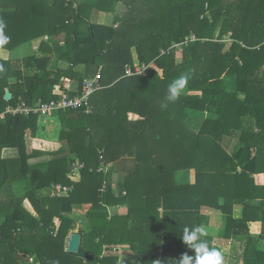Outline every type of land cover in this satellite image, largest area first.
Wrapping results in <instances>:
<instances>
[{
  "label": "trees",
  "instance_id": "16d2710c",
  "mask_svg": "<svg viewBox=\"0 0 264 264\" xmlns=\"http://www.w3.org/2000/svg\"><path fill=\"white\" fill-rule=\"evenodd\" d=\"M0 5V18L12 28L5 32L9 43L0 46V264H109L116 259L109 247L117 245L130 246L135 264H171L194 254L181 235L185 226L208 225L206 210L224 217L218 231L224 240L207 232L210 246L223 253L226 240L239 239L243 264H264V0ZM96 13L115 20L93 21ZM36 39L51 56L16 55ZM61 61L68 67L60 68ZM99 69L106 87L92 95V111L59 110L60 149L30 153L27 131L35 140L39 116L7 109L60 98L54 88L65 78L81 91ZM185 73L183 94L162 109L168 85ZM227 138L235 143L228 147ZM4 148L18 149L19 157L3 158ZM43 155L50 159L30 163ZM75 159L85 163L79 180L70 176ZM191 169L194 184L180 179ZM21 183L27 192L18 194ZM54 184L72 188L63 196L40 192ZM119 205L128 212L111 211ZM236 205L243 207L240 218ZM77 211L89 229L80 228L81 247L73 253L66 239ZM256 221L260 234L251 231Z\"/></svg>",
  "mask_w": 264,
  "mask_h": 264
},
{
  "label": "crops",
  "instance_id": "0c3cea01",
  "mask_svg": "<svg viewBox=\"0 0 264 264\" xmlns=\"http://www.w3.org/2000/svg\"><path fill=\"white\" fill-rule=\"evenodd\" d=\"M97 17L93 18V21H99L101 16L98 15V13L95 14ZM105 19H107L105 17ZM37 40L36 42V48L34 47V42ZM34 41L31 42H27L24 43L22 47L18 48V50H20V52H22V57L23 56H29L32 54H36L39 57H45V56H51L52 54L50 53H45V52H40L38 50V47H40V39H36ZM30 43H32L31 45H29ZM63 44V43H61ZM23 47H29L27 50H24ZM21 57V56H19ZM60 68H67L68 67V62L66 61H61L59 64ZM93 76V75H92ZM68 81H70V84L75 88L77 87L76 81H73L72 79H68L65 78L60 84L55 85V88L57 86H61L63 85V83H68ZM8 88V87H7ZM6 88V89H7ZM5 89V91H6ZM61 129H62V123H61V118L59 114H52V115H45V116H40L38 119V126H37V133H36V138L34 140V137L32 136V131L28 130L27 131V144H28V151L31 153L33 151V149H40V150H45V151H55L60 149L61 143H60V133H61ZM234 143H235V139H234ZM2 157L5 159H17L19 157V151L18 149L15 148H4L2 151ZM50 159L49 155H43L40 156L38 158H33L30 160V163H37V162H44ZM188 174V177L184 178L187 183H191L194 184L196 182V172L194 169L189 170L188 172H186ZM117 182V181H116ZM118 185V184H117ZM26 203H29L30 207H32L30 201L28 199L25 200L24 204L26 206V208L32 212L31 208H29L27 206ZM33 208V207H32ZM122 209H125L126 212H128V207L126 205H119L116 207L111 208L112 212L113 209H115V211H120ZM209 215L210 218L212 217L213 214H215V212L218 213V215H220L219 211L216 210H206ZM33 213V212H32ZM234 213H235V217L240 218L243 215V207L241 205H236L235 209H234ZM122 214V213H120ZM224 221V217L221 214L218 219H209V224L206 225L204 228L206 229L207 232H211L213 233L214 231H219V229L221 230L222 226H223V222ZM210 226V227H209ZM262 228V222L261 221H256V222H252L251 223V231L253 233H259ZM258 229V231L256 230ZM219 240H222L219 238ZM234 241V239H233ZM232 241V242H233ZM218 241L217 239L214 238V244H216ZM241 243V246L243 247L242 250L239 251L238 257L235 260L234 264H243L241 262H238L239 259H241L242 257V253H244V243L242 240H236V243ZM123 247H125V245H118V247H114L113 250H120V251H116L117 254H114V257H116V259H112V262H110L109 264H135V254L132 252H127L128 250L125 248L123 250ZM231 247L232 245H228L223 247L224 252L222 253L224 256V264L225 262L228 263V261L230 260L229 256L231 254ZM235 248H237L235 246ZM236 254V253H235ZM133 258V262H131V260H129V262H127L128 259ZM232 260V258H231Z\"/></svg>",
  "mask_w": 264,
  "mask_h": 264
},
{
  "label": "clouds",
  "instance_id": "9594fccd",
  "mask_svg": "<svg viewBox=\"0 0 264 264\" xmlns=\"http://www.w3.org/2000/svg\"><path fill=\"white\" fill-rule=\"evenodd\" d=\"M6 26H7L6 21L3 18H0V46L8 44L9 40H10V37L4 31ZM4 70H5L4 65L0 64V72H3ZM100 71L103 73L102 69H99L98 72H100ZM103 75H104V73H103ZM93 76H95V75H93ZM93 76H90V77H93ZM103 78H104V76H103ZM189 78H190L189 74L185 73V74L179 75L178 77H176L172 80V82L168 85L167 94L164 98V101L161 103L162 109H166L168 107L169 103H174L181 97V95L183 94L184 90L186 89V87L188 85ZM102 82H103V79H102ZM66 83H63V85L57 86V87L64 89ZM68 83H70V81H68ZM105 87H106V85H104L103 88H105ZM72 89H73L72 91H77V93L80 92L77 89V87L74 88L72 86ZM54 91L57 94L59 93L61 95V93L59 91H57L56 88H54ZM72 91L70 93H72ZM52 100H54V99H52ZM41 102H45V101H40L38 103V105ZM58 111L59 110H57L51 114H47V115H52V114H56V113L58 114ZM37 115L39 117L45 116V114H37ZM207 235H208V233L202 225L197 224V225H193L191 227L185 226L183 228V232L181 235L182 241L191 250H193L194 254L189 255L187 253H183L178 260L173 259L171 264H224V256H223L222 252L220 250H218L217 248L210 246V242L207 239ZM50 264H59V261L58 260H52L50 262Z\"/></svg>",
  "mask_w": 264,
  "mask_h": 264
},
{
  "label": "built area",
  "instance_id": "2783aa9c",
  "mask_svg": "<svg viewBox=\"0 0 264 264\" xmlns=\"http://www.w3.org/2000/svg\"><path fill=\"white\" fill-rule=\"evenodd\" d=\"M188 40L194 41L196 39L195 35H191L187 37ZM126 74L129 75L132 73L131 69L126 66ZM103 74L102 72H98L93 77H88L84 79V85L82 86V90L75 95H71L72 86L70 83H66L64 89L60 87H56L57 91L61 93V97L58 99H54L48 102H41L36 107H26L24 104H19L16 107H10L9 110L11 113L14 114H24L29 115L33 114H51L60 109H79L84 107L87 112L92 111L91 105V97L92 95L101 90L104 87L102 82ZM4 115V114H3ZM85 163L79 159H76L72 163L70 176L74 180H79L81 170L84 168ZM55 195L54 196H63L70 192L71 187L65 186L63 184H56L54 186Z\"/></svg>",
  "mask_w": 264,
  "mask_h": 264
},
{
  "label": "rangeland",
  "instance_id": "374dc122",
  "mask_svg": "<svg viewBox=\"0 0 264 264\" xmlns=\"http://www.w3.org/2000/svg\"><path fill=\"white\" fill-rule=\"evenodd\" d=\"M1 1V0H0ZM6 4V3H5ZM12 4V1H10L8 4H6V5H4V7L6 8V9H8V7L10 6ZM1 6V5H0ZM27 7V6H26ZM40 8H41V6H40ZM38 9H39V5L37 6V7H35L33 10H30L31 11V13L32 14H34V13H36V10L38 11ZM93 17H97L96 15H93ZM105 17L106 16H101V17H99L100 18V20H104L105 19ZM114 20H115V16L114 15H107V21H105L106 23H112V22H114ZM6 24H7V22H6ZM12 28L11 27H8V28H5L4 29V31L5 32H7V34H8V31L9 30H11ZM36 42L37 41H35L33 44H34V47L36 48ZM228 43H230V42H228ZM24 48V50H27L29 47H23ZM18 53V54H17ZM16 55H19V56H22V52H20V50H18V49H16ZM48 57V56H47ZM103 74V73H102ZM104 76V75H103ZM233 143H234V140H232L231 138H227L226 139V145L229 147L231 144L233 145ZM122 166V165H121ZM113 168H114V170H116V169H120V167L117 165V164H113ZM115 177H116V180H118L120 177H118V174H116L115 175ZM118 177V178H117ZM186 177H188V174L187 173H184L183 175H180V179L181 180H185L184 178H186ZM19 186H17L16 188H14V191L16 192V193H18V194H20V193H22L23 191L24 192H27V189L25 188L26 187V184L25 183H21V184H18ZM56 184H54V185H50L49 187H45V188H43L40 192L43 194V195H48V196H52V197H54V195H55V190H54V186H55ZM114 187H118V185H117V182L115 181V183H114ZM72 188V187H71ZM27 204V206L29 207V208H31V210H32V212L34 213V214H36V212H35V210H34V208H32V207H30V205H29V203H26ZM112 211V210H111ZM113 213H122V214H126L127 212H126V210L125 209H122L121 208V210L120 211H115V209H113ZM220 215H221V213H219ZM75 217H77V223L75 224V227L72 229V231H71V233L69 234V236L67 237V239L68 238H70V236H71V234L73 233V232H79V230H80V228H82L84 225H85V228H87V229H89V226H86L87 225V220H86V217H85V214L83 215V213L82 212H80V211H77V212H75L74 214H73ZM220 215H218V213L217 212H215V214H213L212 215V217L210 218L209 217V219H218V217L220 216ZM82 220V221H81ZM83 221H84V223H83ZM210 227V226H209ZM262 229V228H261ZM260 229V230H261ZM256 230V229H255ZM256 231H258V229L256 230ZM218 233H222V232H218V231H214L213 233H211L210 232V236L213 238L214 236L215 237H217L218 239L220 238V237H222V236H220ZM258 233V232H257ZM217 234V235H216ZM258 234H260V233H258ZM213 235V236H212ZM67 239H66V243H67ZM221 239H223V238H221ZM224 240V239H223ZM236 240H238V239H234V241H233V239H230V240H226V246L228 247V245H232V247H231V254H230V256H229V258H230V260L228 261V263H226L225 262V264H234L235 263V260H236V258L238 257V254H239V251L240 250H242V246H241V243L239 242V243H236ZM233 241V242H232ZM261 245H260V249L261 250H264V239H261ZM66 246H68V244L66 245ZM124 246V245H123ZM224 246V245H223ZM235 246L237 247V248H235ZM114 247H118V245L117 246H114ZM110 248V250H109V252L107 253V255H114V254H117V252L116 251H120L119 249L118 250H113V246H110L109 247ZM127 249L128 251L127 252H132L133 253V251L131 250V248H130V246L129 245H125V247H123V250L124 249ZM236 253V254H235ZM246 254V253H245ZM245 254H241L242 255V257H241V259H239V261L238 262H241V263H245V262H247V258H244L243 257V255L245 256ZM231 258H232V260H231ZM252 259H254V258H252ZM129 260H131V262H133V258H131V259H128L127 260V262H129Z\"/></svg>",
  "mask_w": 264,
  "mask_h": 264
},
{
  "label": "water",
  "instance_id": "95a60500",
  "mask_svg": "<svg viewBox=\"0 0 264 264\" xmlns=\"http://www.w3.org/2000/svg\"><path fill=\"white\" fill-rule=\"evenodd\" d=\"M12 97V93L9 88L6 89L4 98L6 100H10ZM82 243V235L79 232H73L70 238L67 239V250L69 252L77 253L80 250Z\"/></svg>",
  "mask_w": 264,
  "mask_h": 264
}]
</instances>
